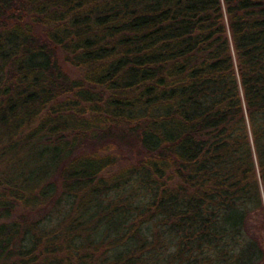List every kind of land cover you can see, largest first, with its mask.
Wrapping results in <instances>:
<instances>
[{"label":"trees","instance_id":"trees-1","mask_svg":"<svg viewBox=\"0 0 264 264\" xmlns=\"http://www.w3.org/2000/svg\"><path fill=\"white\" fill-rule=\"evenodd\" d=\"M0 264H264V0H0Z\"/></svg>","mask_w":264,"mask_h":264}]
</instances>
